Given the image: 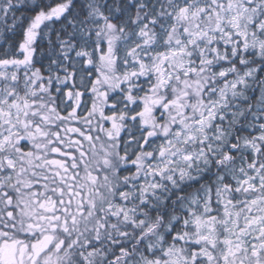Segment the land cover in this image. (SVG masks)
Masks as SVG:
<instances>
[{
	"label": "snow or ice",
	"instance_id": "6c2138e0",
	"mask_svg": "<svg viewBox=\"0 0 264 264\" xmlns=\"http://www.w3.org/2000/svg\"><path fill=\"white\" fill-rule=\"evenodd\" d=\"M0 264H264V0H0Z\"/></svg>",
	"mask_w": 264,
	"mask_h": 264
}]
</instances>
